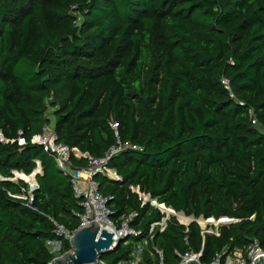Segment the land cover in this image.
<instances>
[{
	"label": "trees",
	"instance_id": "trees-1",
	"mask_svg": "<svg viewBox=\"0 0 264 264\" xmlns=\"http://www.w3.org/2000/svg\"><path fill=\"white\" fill-rule=\"evenodd\" d=\"M47 108L69 151L101 159L116 141L137 148L107 161L117 181L92 177L108 220L118 228L135 213L138 233L100 254L103 264H129L143 240L136 264L188 253L223 264L252 240L264 251V131L246 115L264 128V0H0V177L39 167L32 209L0 181V264H48L70 249L52 222L73 233L83 214L69 177L29 143ZM145 195L194 221L170 216L149 238L161 214ZM220 218L233 222L197 223Z\"/></svg>",
	"mask_w": 264,
	"mask_h": 264
},
{
	"label": "built area",
	"instance_id": "built-area-1",
	"mask_svg": "<svg viewBox=\"0 0 264 264\" xmlns=\"http://www.w3.org/2000/svg\"><path fill=\"white\" fill-rule=\"evenodd\" d=\"M220 83L225 89H227V81L225 79L222 78L220 80ZM230 97L232 96L230 95ZM246 115L248 122L251 126L259 127L262 131H264V128H261L258 122L256 121V118L251 109L247 110ZM108 125L112 130H115L116 124L114 122L110 121ZM17 134L19 135L20 133L18 132ZM7 142L8 141L5 140L0 133V143ZM9 142H13V140ZM15 143L18 146H22L25 144V141L23 138L18 136L15 140ZM29 143L37 145L41 148L43 152L49 153L52 156L56 167L62 173L66 174L69 177L73 196L78 200L79 206L83 209V214L77 216L79 220V228L86 227L89 225V216L90 214H92L93 220L97 223L100 228L109 229L105 230L112 233L114 245L119 239H123L128 236H135L138 234L136 231L132 230L128 225V222L135 216V213H129L127 216L123 217L119 223L118 228H116L115 225L108 220L109 211L105 207V199L97 193L96 185L92 181V177L97 174L104 176L107 179L117 181L118 176L116 175L113 169L108 168L106 166L107 161L113 155L117 154L118 152L124 149L136 150V147L130 146L128 144H121L119 141H116L115 146L111 147L101 159H92L88 155L84 153H79L75 149H71L69 151L66 146L62 145L61 143H57L53 129L50 128L48 124L42 128L40 134L32 136L29 140ZM70 153L74 158H82L86 160V166L83 168L73 167L69 162ZM33 172L39 173L38 164H36V168ZM29 176H24L16 171H11L10 177H0V181H9L15 184L17 186V191L14 193L6 192V196L12 200L21 202L24 206L28 208H31V204L33 201V192L37 189V185L35 181L31 180ZM19 181L23 182L24 185H19ZM144 203H147L149 206L155 208L161 214V218L159 221L151 223L149 225L147 231L149 238L154 232L161 233L164 230L166 220L170 216L174 217L178 221L176 214L179 213H175L171 208L166 207L163 203H159L154 199L149 198V196L147 195L142 198L141 204ZM223 220V222L230 221H225L226 218H223ZM52 223L55 227V235L63 236V238L67 240L70 238L72 233H68L67 231L63 230L62 227L56 225L54 222ZM178 223L181 224L179 221ZM211 224L215 223L212 221ZM213 234L217 235L215 230ZM145 245L146 242L145 240H143L140 245V249H142V247H144ZM46 246L57 250L59 248L58 242L55 241L46 242ZM153 250L158 255V257L161 258V253L156 249ZM223 254L224 253H222V255ZM176 256L178 257L177 264H185L186 261L190 259L197 260L199 255L188 253L182 256ZM259 256L264 257V251L260 249L258 243L255 240H252L250 243H248V245L244 248L243 251L234 250L231 254L227 255L224 259L223 264H253L255 258ZM218 257L211 264H218ZM137 261V257H133L129 264H136Z\"/></svg>",
	"mask_w": 264,
	"mask_h": 264
},
{
	"label": "water",
	"instance_id": "water-1",
	"mask_svg": "<svg viewBox=\"0 0 264 264\" xmlns=\"http://www.w3.org/2000/svg\"><path fill=\"white\" fill-rule=\"evenodd\" d=\"M35 174L36 172H33L29 176L31 180H34ZM188 218H190L188 223L194 221L191 217ZM89 219L90 223L88 226L81 228L78 227L68 239V245L70 248L69 251L65 252L59 257L53 258L48 264H103L99 260V255L104 252L111 251L115 246L113 244V235L104 228H100L93 220L92 214H90ZM206 221L207 220H204L203 222ZM223 221V218H221L215 222V225L233 222V220H230L229 222ZM211 223L212 222L210 221L207 224ZM185 264L199 263L197 260L190 259L186 261ZM253 264H264V257H256Z\"/></svg>",
	"mask_w": 264,
	"mask_h": 264
},
{
	"label": "rangeland",
	"instance_id": "rangeland-1",
	"mask_svg": "<svg viewBox=\"0 0 264 264\" xmlns=\"http://www.w3.org/2000/svg\"><path fill=\"white\" fill-rule=\"evenodd\" d=\"M47 103H48V100H46L45 101V104L47 105ZM51 109L50 108H47V111H46V117L48 118V126L51 128L52 126H53V117L51 116ZM179 221V220H178ZM187 223H188V221H187ZM186 223V224H187ZM203 224V222H201V221H198V225L203 229L204 228V226L205 225H202ZM213 226H216L215 224H213ZM117 243V242H116ZM140 251H141V249H140V244L139 245H136L135 246V251H134V253H133V257H137V259L139 260V254H140ZM50 252H52V253H56L57 252V249H52V248H50ZM57 257H59V256H57Z\"/></svg>",
	"mask_w": 264,
	"mask_h": 264
},
{
	"label": "bare ground",
	"instance_id": "bare-ground-1",
	"mask_svg": "<svg viewBox=\"0 0 264 264\" xmlns=\"http://www.w3.org/2000/svg\"><path fill=\"white\" fill-rule=\"evenodd\" d=\"M177 215V218H178V220H179V222L181 223V224H186L187 223V221H189V219L190 218H186V217H184V216H182V214H176ZM212 222V220H207L206 222H203V224L202 225H205V224H207V223H209V222ZM225 221H229V219H227L226 218V220ZM215 223V222H214ZM106 229V228H105ZM106 230H109V229H106ZM111 231V230H110Z\"/></svg>",
	"mask_w": 264,
	"mask_h": 264
},
{
	"label": "crops",
	"instance_id": "crops-1",
	"mask_svg": "<svg viewBox=\"0 0 264 264\" xmlns=\"http://www.w3.org/2000/svg\"><path fill=\"white\" fill-rule=\"evenodd\" d=\"M52 128V127H51Z\"/></svg>",
	"mask_w": 264,
	"mask_h": 264
}]
</instances>
